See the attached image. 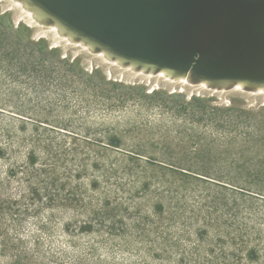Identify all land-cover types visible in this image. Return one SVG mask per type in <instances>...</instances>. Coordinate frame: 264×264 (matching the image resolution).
I'll return each mask as SVG.
<instances>
[{"label": "rangeland", "instance_id": "rangeland-1", "mask_svg": "<svg viewBox=\"0 0 264 264\" xmlns=\"http://www.w3.org/2000/svg\"><path fill=\"white\" fill-rule=\"evenodd\" d=\"M20 5L0 0V264H264V95L147 78Z\"/></svg>", "mask_w": 264, "mask_h": 264}, {"label": "bare ground", "instance_id": "bare-ground-1", "mask_svg": "<svg viewBox=\"0 0 264 264\" xmlns=\"http://www.w3.org/2000/svg\"><path fill=\"white\" fill-rule=\"evenodd\" d=\"M14 1L21 4L20 6L24 10L23 13L28 16L36 26L53 31L54 34L62 41L66 42V44H72L91 54H97L104 60L120 67L128 65V67L122 68L133 70L138 74H144L147 78L156 76L166 81L179 83L181 86H198L216 93L228 92L224 90V88L244 91L242 87L245 85L246 88L247 85V88H252L246 91L251 93V95H264V91H258L262 89L260 87H264V79L210 77L202 61L205 57L202 58L201 55L199 59H201L202 64L199 60L193 61L195 63L192 71L187 72L179 66H174L175 64L176 66L179 64L180 59L185 58V53H182L183 51H175L169 56L168 51L163 50V47H159L165 44L166 40L162 41L163 39L157 41L159 42L157 46H148L143 38L150 36L151 29L154 25L150 23L151 20L148 17V6L151 0H102L101 4L95 3L94 0ZM254 1H256V3L242 0H201L200 4L208 9L210 16L208 14L209 17L206 22L202 23V31H197V34L213 32L218 35L217 38L219 39L214 43L213 49L210 48L212 50L208 55V60L214 62L217 66L221 64L222 61L239 60L244 64L251 65L248 66L251 67L249 71H253L255 77L264 78V0ZM115 2L117 9L114 8L113 10L112 7ZM177 6V10H179L174 12L176 13L174 15L183 11V5L181 3ZM151 18L156 19L154 16H151ZM91 19L93 21H91ZM110 22L115 26L122 27V33L127 31L128 35L119 33L116 28H107V24ZM79 24L100 26L99 31L108 37L123 36L126 39V43L122 46L139 50V52L145 50V57L143 58L145 61L117 55V53L98 42V40H95V38L89 34L73 31V26ZM173 24L174 26L171 25L176 27L179 33H176L175 30H165V32H163L165 36H168L167 32H169L171 37H178L189 49H203L200 41H191V39L187 37L185 39V36H182V34L194 33L200 26L196 23L195 19H182L178 22H173ZM86 27L88 28V26ZM138 27H140V29ZM205 28H207V30H204ZM191 30L193 31L190 32ZM250 33L252 34L250 35ZM172 42H174V40H172ZM94 48L99 49L97 51L98 53L91 51ZM119 49L121 48L119 47ZM110 59H113V61ZM181 64L183 65V63L179 65ZM210 66L207 67L210 68ZM198 70H202V75ZM205 72L208 74H205ZM235 80L239 82L228 84ZM256 86H258V88H255Z\"/></svg>", "mask_w": 264, "mask_h": 264}, {"label": "water", "instance_id": "water-1", "mask_svg": "<svg viewBox=\"0 0 264 264\" xmlns=\"http://www.w3.org/2000/svg\"><path fill=\"white\" fill-rule=\"evenodd\" d=\"M102 0H94L95 3L97 4H101ZM201 0H151L149 1V6H148V17L151 20L150 23H153V27L151 29V34L148 37H144L143 40L147 43L148 46H157V44L159 42H157L158 40L161 41H165V46L164 45H160L159 47H163V50L168 51V55L170 56V54H172L175 51H183L182 53H185L184 56L185 58L180 59L179 64L183 63V65H179L176 64H172L175 67H181V69L186 70L187 72H191L193 69V65L196 60H199L202 64V61L204 63V66H206V71L210 74V77L213 78H220V77H239V78H243V79H264V78H260V77H255L253 71H249L251 70V65L248 64H244L242 62H240L239 60H233V61H222L221 64H218V66L216 64H214V62L208 60V55L210 54L211 50L213 49L212 47L214 46V43L217 42V40L219 38L218 35L216 33L213 32H204V33H200L197 34V31H202V23L206 22L207 18L210 16L209 11L206 7L202 6L200 4ZM242 1H246V2H255L254 0H242ZM183 5V11H180L177 15H174L177 12V8L179 4ZM116 2L113 5V10L114 8L117 9V7L115 6ZM219 5V4H218ZM166 11V12H165ZM166 13V15H165ZM209 14V16H208ZM151 16L156 17V19H152ZM195 19L196 23L199 24L200 26L196 29V31H194V33L192 32L193 30H191L190 32H192L191 34L186 33V34H182V36H185L184 38L186 39L189 38L191 39V41H200L201 42V46L203 47V49L200 50H191L188 47H186V45H184V43L182 42V40H180L178 37H171V35L169 34V30H172L176 33H179V30H176V27H173L174 24L173 22H178L179 20L182 19ZM91 21H93L91 19ZM182 22V21H181ZM259 22V20H258ZM48 24V23H45ZM173 26H172V25ZM156 25V26H155ZM69 26V25H68ZM75 26V27H74ZM73 26V31H77L80 33H86L89 34L90 36H92L93 38H95V40H98V42H100L101 44L107 46L109 49L113 50L115 53H117V55H121L127 58H132V59H137V60H141V61H145V59H143L145 56L144 51L139 52V50H135V49H130V48H125V46H122L124 43H126V39L123 36H105L104 34H102V32L99 31L100 26H94L91 24H79V25H74ZM88 26V28L86 27ZM173 27V28H172ZM107 28L109 29H114L116 28L117 31H119V33L124 34V35H128V32L125 31V33L123 32V28L115 26L114 24L108 23L107 24ZM140 29V27H138ZM201 28V29H200ZM143 29V28H141ZM165 30H167V35L165 36ZM204 30H207V28H205ZM120 34V35H121ZM252 33H250L251 35ZM119 35V34H118ZM108 37V38H107ZM177 39V40H176ZM172 40H174V42H172ZM183 45V48H182ZM119 47L121 49H119ZM212 48V49H210ZM99 49L94 48L93 50H91L92 52H97ZM98 53V52H97ZM194 53V54H192ZM201 55V57H205L202 61L201 59H199V56ZM111 61H113V59H110ZM174 60L176 61V59L174 58ZM192 60V61H190ZM242 63V64H239ZM214 67H211V66ZM207 66H210L207 67ZM122 67H128V65H124ZM253 68V67H252ZM198 72H202V70H198ZM207 72H205V74H208ZM203 73V72H202ZM202 75V74H201ZM190 80V79H189ZM192 81V80H191ZM201 81V80H199ZM197 82V81H196ZM239 82L238 80L232 81L228 84H235ZM226 85V84H224ZM223 85V86H224ZM243 90L244 91H249L252 88H245V85H243ZM255 88H258V86H256ZM262 88L261 90L258 91H264V87H260ZM224 90L228 91V90H232L230 88H224Z\"/></svg>", "mask_w": 264, "mask_h": 264}, {"label": "trees", "instance_id": "trees-1", "mask_svg": "<svg viewBox=\"0 0 264 264\" xmlns=\"http://www.w3.org/2000/svg\"><path fill=\"white\" fill-rule=\"evenodd\" d=\"M34 158H35V156L32 154L29 160L33 161Z\"/></svg>", "mask_w": 264, "mask_h": 264}]
</instances>
